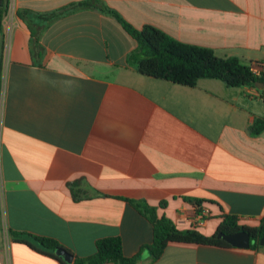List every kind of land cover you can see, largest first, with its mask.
<instances>
[{
    "label": "crops",
    "instance_id": "1",
    "mask_svg": "<svg viewBox=\"0 0 264 264\" xmlns=\"http://www.w3.org/2000/svg\"><path fill=\"white\" fill-rule=\"evenodd\" d=\"M71 1L11 0L1 18L0 257L73 264L93 254L96 239L117 235L135 264H264L260 244L168 242L151 259L144 244L152 226L126 200L144 201L176 227L205 235L221 213L257 225L264 219V127L256 134L248 127L264 117L259 88L141 74L126 61L134 39L95 8L65 12L42 27V52L33 57L30 28L16 11L30 10L34 27V12ZM102 1L134 26L151 23L264 74V0ZM74 180L75 198L67 186ZM183 197L201 199L199 211ZM32 235L57 241L72 253L70 262Z\"/></svg>",
    "mask_w": 264,
    "mask_h": 264
},
{
    "label": "trees",
    "instance_id": "2",
    "mask_svg": "<svg viewBox=\"0 0 264 264\" xmlns=\"http://www.w3.org/2000/svg\"><path fill=\"white\" fill-rule=\"evenodd\" d=\"M8 0H0V23L5 14ZM79 8H95L116 19L122 28L134 39L135 46L126 53V61L141 74L163 78L176 83L191 85L200 77H214L228 86L254 85L255 81H262L258 89L259 95L264 97V74L254 72L249 63L243 62L235 55L221 56L213 52L210 47L178 40L151 23L134 26L115 9L102 0H75L56 9L43 12H34L38 18L34 21L27 16L28 9H18L16 14L23 18L30 28L29 51L35 58L40 57L42 45L39 42V33L42 27L57 16ZM264 127V117H255L248 127L250 133L256 134ZM78 180L67 183L72 197H78L74 185ZM188 200L197 212L200 209L199 198L183 197ZM140 212L152 226V237L149 243L144 244L151 259L156 258L165 244L176 243H205L213 245H230L217 231L229 232L238 229L248 231L252 240L249 246L258 244V238L264 234V219L257 225L246 226L238 224L236 217L231 213H221L220 220L213 233L205 235L192 227L178 228L163 214L157 215L155 207L137 199H126ZM20 233L11 232L13 239L18 240ZM45 249L51 251L59 244L52 238L32 235ZM111 261L114 264H135L136 255H124L121 250L120 238L117 235L98 238L94 241V252L86 257L75 256L73 264H102Z\"/></svg>",
    "mask_w": 264,
    "mask_h": 264
},
{
    "label": "water",
    "instance_id": "3",
    "mask_svg": "<svg viewBox=\"0 0 264 264\" xmlns=\"http://www.w3.org/2000/svg\"><path fill=\"white\" fill-rule=\"evenodd\" d=\"M263 85L262 81H255L254 86L260 88ZM217 237H221L223 240L228 242L230 245L237 247H248L252 238L245 229H238L235 231L222 232L217 231L215 233ZM258 244L264 245V234L258 238ZM54 252L63 262H70L72 258V253L65 247L58 245L53 248Z\"/></svg>",
    "mask_w": 264,
    "mask_h": 264
},
{
    "label": "built area",
    "instance_id": "4",
    "mask_svg": "<svg viewBox=\"0 0 264 264\" xmlns=\"http://www.w3.org/2000/svg\"><path fill=\"white\" fill-rule=\"evenodd\" d=\"M11 5H12L11 4V0H8L5 13L6 12L8 13L11 10V7H12ZM252 70L254 72H258L259 71L258 69H255V68H253ZM198 216H199L200 219H202V217L204 216V213L202 212V210L198 213ZM2 232H3V243L5 245L6 235H7V231H6L5 227H3ZM0 250H2V249H0ZM0 264H10V262H9L7 257L3 256V257H0Z\"/></svg>",
    "mask_w": 264,
    "mask_h": 264
}]
</instances>
